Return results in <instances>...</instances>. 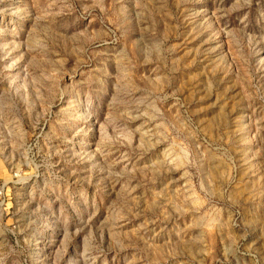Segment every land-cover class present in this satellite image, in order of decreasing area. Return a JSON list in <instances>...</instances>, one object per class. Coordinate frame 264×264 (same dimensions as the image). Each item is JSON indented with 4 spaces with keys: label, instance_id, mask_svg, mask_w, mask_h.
Segmentation results:
<instances>
[{
    "label": "rangeland",
    "instance_id": "rangeland-1",
    "mask_svg": "<svg viewBox=\"0 0 264 264\" xmlns=\"http://www.w3.org/2000/svg\"><path fill=\"white\" fill-rule=\"evenodd\" d=\"M0 264H264V0H0Z\"/></svg>",
    "mask_w": 264,
    "mask_h": 264
}]
</instances>
